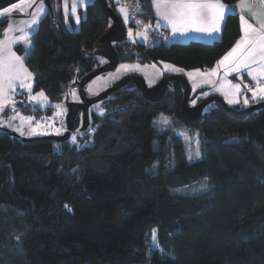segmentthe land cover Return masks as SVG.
I'll return each mask as SVG.
<instances>
[{
  "label": "trees",
  "instance_id": "16d2710c",
  "mask_svg": "<svg viewBox=\"0 0 264 264\" xmlns=\"http://www.w3.org/2000/svg\"><path fill=\"white\" fill-rule=\"evenodd\" d=\"M137 1L144 25L152 26L151 0ZM107 2L115 12L113 0ZM63 8L62 0V22L40 18L24 60L32 90L53 103L99 66L101 58L83 53L93 51L110 25L96 0L77 8L84 12L77 25L71 15L65 22ZM6 25L1 18L0 37ZM239 35V17L229 15L210 43L166 44L165 35L133 43L124 36L113 47L119 63L206 70ZM15 51L24 57L21 45ZM173 84L157 102L131 82L110 93L99 101L103 115L89 113L95 128L84 134L85 144L23 141L0 129V264H264V108L237 119L209 103L206 117L187 126L200 140L199 156L190 158L174 129L153 123L160 112L182 122V91ZM201 92L190 101L205 98ZM79 125L78 116L74 130ZM198 181L201 190L179 191Z\"/></svg>",
  "mask_w": 264,
  "mask_h": 264
},
{
  "label": "snow or ice",
  "instance_id": "6c2138e0",
  "mask_svg": "<svg viewBox=\"0 0 264 264\" xmlns=\"http://www.w3.org/2000/svg\"><path fill=\"white\" fill-rule=\"evenodd\" d=\"M119 3V0H117ZM87 7V0H72L71 14L74 16L77 24L80 22V17L77 15V8ZM153 6L156 9V14L159 17L156 27L161 26L171 29L172 35L187 36L190 33L205 34L208 36L216 35L220 32V26L225 21L226 17L229 15H237V7L240 9V22L242 35L240 39L236 42L235 46L229 51L218 64L225 66V75L229 73L236 72L240 73L242 70H246L247 75L252 81L255 82V88L248 87L247 91L252 93V99H264V0H262L261 7L259 9L255 8L253 4L249 3L248 0H240L238 6L226 5L222 0H153ZM19 5H13V8H18ZM11 9H3L0 11V17L10 12ZM119 11L123 15L125 23L130 19L128 10L126 7L121 6ZM141 12V9H137ZM45 12L43 6V0H40V6L36 11L33 12L30 22H26L28 28L38 27L39 17ZM68 11V0H64V15L65 22L67 21ZM163 21L161 25L160 21ZM253 20L258 27H255L253 23L249 21ZM137 24H141V21H136ZM151 25L145 26V31L135 33L136 36L142 37L144 40L148 39L147 28ZM19 31L22 33L20 36H9L10 32ZM5 38L0 40V112L6 106L11 105V110L15 115L11 116L9 120L16 119L19 113L16 112L15 104L16 101L12 99V96L16 94L17 83L20 89L31 90V79L32 73L27 70L24 65V60L30 54L31 44L29 42V33L25 32L24 29L9 27L5 30ZM128 36L131 39L133 36V31L131 28L128 29ZM17 43H23L25 45V55L20 57L12 50V45ZM103 62V61H102ZM139 65H121L120 69L117 70V74H114L111 79H117L120 70L128 72L134 69H138ZM180 71L179 69H175ZM195 74H199L204 77H209V75H216V70H213L211 74L200 73V70H195V73L189 72L187 75L190 78H194ZM203 83L213 84L214 82L210 78L204 79ZM224 84H228V90H225ZM196 85L194 84V87ZM216 91L222 92L226 98H228L229 104L238 103L237 95L241 91L240 84H231L230 81H224ZM75 96V92L72 93ZM203 95H208V93H203ZM38 97H44L41 92L36 95H30V101H36ZM193 104L196 103L195 100L192 101ZM243 103L248 105L249 99L244 98ZM59 109L61 106L56 105ZM99 107V106H97ZM62 114L61 112L57 113ZM99 114L103 115L104 110L100 109ZM22 123L25 119L31 121V117L24 118L20 117ZM154 124L167 125L169 120L167 117L161 114L160 118L153 121ZM16 131L24 135V131L21 127H17ZM57 134L60 133V129H57ZM33 131L27 133L28 135L33 134ZM73 143L76 142V136L71 137ZM199 156V152L196 153ZM67 207V205H65ZM153 245L158 247L156 244V234L155 231L152 234Z\"/></svg>",
  "mask_w": 264,
  "mask_h": 264
},
{
  "label": "rangeland",
  "instance_id": "374dc122",
  "mask_svg": "<svg viewBox=\"0 0 264 264\" xmlns=\"http://www.w3.org/2000/svg\"><path fill=\"white\" fill-rule=\"evenodd\" d=\"M35 1L36 0H19L17 2L10 4V5H7L3 8H0V11H2L3 9H6V8L11 9L10 12H8L7 14H5L3 16L5 18H7V25H6L2 35L0 37V40H3L5 38V36H4L5 30L8 29L9 27H15V28H21L22 27L25 32L29 33V37H30V35L34 32V30H36L37 27L36 28H28L26 22H30L33 12L36 11L38 9V7L40 6V0H39L38 3L33 8V10H31L29 12V8L31 7V5ZM91 1L92 0H87V3L91 2ZM68 3L70 4V7H68V11H69L68 15H71L72 20L76 23L74 16L71 14L72 0H68ZM113 4H114V8H115L114 10L116 12V6L118 7L119 4L117 3V1L115 3L113 1ZM13 5H19V7L13 8ZM63 5H64V0H63ZM43 6H44V8H46L44 1H43ZM118 8H120V7H118ZM80 9L83 10L84 7H80ZM63 12H64V8H63ZM17 13L23 14L26 16L24 18H15V17L13 18L12 16L16 15ZM83 13L82 12L77 13V15H79V17L81 18L83 16ZM63 15H64V13H63ZM117 15H118V13H117ZM121 16H123V15H121ZM3 17H0V19ZM64 17H65V15H64ZM40 18H41V16L39 17V20H40ZM119 18L122 21V18L120 16H119ZM122 22H124V21H122ZM76 25H77V23H76ZM124 25H125V23H124ZM128 29H129V27L127 26L126 27V33H125V41H130V42L132 41L134 43L135 42L134 39H136V38H134V36L132 37V39L129 38ZM20 35H22V33L19 31H14V32L9 33V36H20ZM29 42L31 44L30 38H29ZM16 45H21L25 50V45L23 43H17V44L12 45V50L14 52H16L15 51ZM31 47H32V45H31ZM20 57H22V56H20ZM104 62H105V60H103V59L99 60V63H100L99 65L103 64ZM124 64L131 65V66L139 65V68L128 71V72H124L123 70H120L118 78L117 79H111V77L114 74H117V70L120 69V66L124 65ZM175 69H179L180 71H177ZM209 69H207V70H209ZM195 70H197V69L186 70V69L180 68L178 66H174V65H172L170 63H166V62H150V63H140L138 61L123 62V63H118V65L115 67V69L108 71V72H104V73L99 74L96 77H94L90 82H88L85 85L84 91L88 97L97 95L98 93L103 91L106 87L113 84L118 79H120L122 76H124L128 73L138 74V75L142 76L146 85L152 86V85L156 84V82L159 81L160 77H162L163 74L168 73V74L182 75L189 83V86L191 88L190 94H192V92H194L198 89H202V92L199 93L198 96L199 97H205V95H203V93H207V91L209 90V86L208 87L207 86L200 87V86H201V84H203L204 79H206L208 77H204V76H201L199 74H195L194 78H190L187 75V73H189V72L195 73ZM29 72H31V71H29ZM200 73H202V72L200 71ZM30 83L33 86V74H32V79H31ZM194 84L196 85L195 87H194ZM32 86H31V90L29 91L27 89H20L18 86V83H17L16 94L14 96H12V99L15 101H19L21 103V104H18V102H16V104H15L16 112L19 113V116L16 119L9 120V118L11 116L15 115V113L11 110V107H12L11 105L6 106L3 109V111L0 112V129L1 130L2 129H9V130L15 131L17 134H19L20 136H23V137L57 134V131H56L57 129H60L61 131L59 134H62L65 130L64 115L66 112V108H65L64 101H63L65 99V96L63 97V99L60 102H57V103L49 102L48 99L45 100L43 97H38L36 101H30L29 100L30 95H36V94L41 93V91L34 92L32 90ZM219 87H220V85H215L213 87V89H216ZM213 89H211V90H213ZM68 91H69L68 92L69 100L77 101L79 99L75 87H72ZM73 91L75 92V96L72 95ZM240 96L243 98L247 97L249 99H252V93L250 94V92L247 91L246 88L244 90L242 89L240 94L237 95V99L239 100L237 107H240ZM44 97H46V96L44 95ZM169 102L170 101H166L165 103L171 105L172 101L170 103ZM225 102L227 103V105H229V106L231 105L227 101H225ZM189 103L191 104L192 101H190ZM56 105H60L61 107L58 109L56 107ZM97 106H99V107H97ZM104 106L105 105L103 104V102H97V103L90 106L89 113H94L97 116H101L99 114V110L103 109L105 112ZM231 107H232V105H231ZM58 112H61L62 114L58 115L57 114ZM161 114H163V116L168 118L169 123L166 126L161 125V124H157V125L161 128H172V129H174V131L180 137H182L184 139L185 145L187 148L188 156L190 158L197 157L196 153L200 152V150H199L200 140L198 139L197 131L193 128H189V127L185 126L182 122L179 121V119L175 115H173L171 113L160 112L156 115L155 120L160 118ZM20 117H24V118L31 117L32 119H31V121H28L27 119H25L22 123ZM90 123H91V119L89 117V125L84 131H80L78 128H76V130H74L71 133V136L69 137L70 143H73L71 141V137L73 135L76 136V143L77 142H82L83 144L87 143L86 137L84 134L89 135V133H92V131L95 128V126L93 124H90ZM21 126H22L24 133H25L24 135H21L20 132L15 130L17 127H21ZM33 130H34L33 134H31V135L27 134ZM204 187H205L204 183L202 181H198L194 184H191V185H188V186H185V187L179 189V191L182 190L184 192L193 193V192L201 190Z\"/></svg>",
  "mask_w": 264,
  "mask_h": 264
},
{
  "label": "water",
  "instance_id": "95a60500",
  "mask_svg": "<svg viewBox=\"0 0 264 264\" xmlns=\"http://www.w3.org/2000/svg\"><path fill=\"white\" fill-rule=\"evenodd\" d=\"M19 0H0V8L10 5ZM60 1V0H59ZM47 5L51 18L53 17L51 5L49 0H44ZM102 14L110 20V25L107 30L97 39L94 45V49L90 53L84 52V56L94 55L101 57L105 62L91 72L85 74L79 79L74 81L76 91L79 97V101L69 100V96L66 95L64 104L66 112L64 115L65 130L62 134H48L41 136H29L21 137L23 141L29 140H53L56 142H63L69 139L70 134L75 129V121L79 116L80 125L78 129L84 131L89 125V108L91 105L105 99L110 93L120 89L125 84L131 82L137 89L143 94L146 100L157 102L160 101L166 94L169 85L172 82H176L180 85L182 91V98L180 102L179 115L182 122L189 127L197 126L202 119L206 117V113H203L204 108L211 102L219 104L230 116L243 119L245 117H251L257 109L264 108V101L256 102L243 109H236L227 105V103L217 95H208L196 104L191 105L189 102L192 99L190 96L191 88L188 81L179 74H166L163 75L156 84L152 86L146 85L142 76L138 74L128 73L122 76L113 84L106 87L103 91L97 95L88 97L85 94L84 87L94 77L104 72L115 69L118 65V54L113 47L114 43H119L125 36V27L121 22L119 16L110 8L107 0H96ZM20 16V15H14ZM8 132L10 135L19 136L15 131L9 129H2Z\"/></svg>",
  "mask_w": 264,
  "mask_h": 264
},
{
  "label": "crops",
  "instance_id": "0c3cea01",
  "mask_svg": "<svg viewBox=\"0 0 264 264\" xmlns=\"http://www.w3.org/2000/svg\"><path fill=\"white\" fill-rule=\"evenodd\" d=\"M248 2L253 4L254 7L257 8V9H259L261 7V4H262V0H248ZM239 3H240V0L236 1L233 4H226V5L238 6ZM151 7H152L153 16H154V21H153V24L151 26L152 31H150V33H154V35H152L151 37L148 36L147 40H144L142 37L136 38L137 40L134 39L135 42L152 44L154 41H158L159 40L158 39L159 36L162 37L161 36L162 33H165V36L162 39V41L164 43H166V44L167 43H171V42H188L190 40L200 41V42H204V43H210V42L218 40L220 38V36H221L222 27H223V23L224 22L220 26V32L218 34H216V35H213V36H208V35H205V34H199V33H195V32L190 33L187 36H181V35L173 36L170 28L163 27V26H161L159 28L156 27V24H157V21L159 20V17L157 16L156 9L153 6V0H151ZM237 15H238V17L240 16V9L238 7H237ZM122 21H125V20L122 19ZM249 22L253 23L255 27H258V25H256L253 20H250ZM160 23H161V25H163L164 22L161 20ZM123 24H124V22H123ZM239 29H240V35L236 39V41L234 42L232 47L221 58H219L217 60V62L209 70H207V69L206 70H200L202 73H208V74H211L213 70H216V75H214V76L209 75V77H208L214 83L213 84H205V83H203V84H201L200 87H204V86L208 87L209 86V90L207 91L208 95L220 96L227 102H228V99L225 97V95L222 92H219V91H216L215 89H213V87L215 85H220L221 86V84H223L224 81H230L231 84H233V85L234 84H240L241 91H242V89L243 90L245 89V85H248V87L253 86L255 88V82L250 79V77L247 75L246 70H242L240 73L232 72V73H229L228 75H225V66L218 64V61H220L229 51H231V49L235 46L236 42L240 39V37L242 35L240 18H239ZM224 88H225V90H228L229 85L228 84H224ZM211 89H213V90H211ZM250 94H251V92H250ZM228 98H232V97L229 96ZM259 100H264V99H257V100L249 99L248 105H245L243 103L244 98L240 96V107H237L238 103H234V104H231V105L234 108L243 109V108L248 107L252 103H256Z\"/></svg>",
  "mask_w": 264,
  "mask_h": 264
},
{
  "label": "built area",
  "instance_id": "2783aa9c",
  "mask_svg": "<svg viewBox=\"0 0 264 264\" xmlns=\"http://www.w3.org/2000/svg\"><path fill=\"white\" fill-rule=\"evenodd\" d=\"M113 1L115 3L117 0L116 1L113 0ZM118 4H119L118 7L124 6L128 10L130 19L127 23H125L124 21L125 25L132 29L134 38H140L136 36L135 33L145 31V25H144V22L142 21V18L139 16V12L137 11L138 8L140 9V5L138 1L137 0H119ZM118 7L116 6V12L118 13V16H120L124 20L123 16H121L122 14L120 13ZM136 21H141V24H137ZM147 31H149V28H147ZM162 35L164 36L165 33H162ZM251 87L254 88L253 86Z\"/></svg>",
  "mask_w": 264,
  "mask_h": 264
},
{
  "label": "flooded vegetation",
  "instance_id": "af4514ba",
  "mask_svg": "<svg viewBox=\"0 0 264 264\" xmlns=\"http://www.w3.org/2000/svg\"><path fill=\"white\" fill-rule=\"evenodd\" d=\"M38 1L39 0H36L32 5H31V7L29 8V12L35 7V5L38 3ZM44 1V0H43ZM49 2H50V5H51V10H52V14H53V17L51 18V16H50V11H49V9H48V7H47V5L45 4V12H44V14L41 16V18L42 17H44V16H46L47 14L49 15V17L52 19V22L54 23V15L58 18V20L60 21V22H62V16H61V14H62V0H49ZM16 15H20V16H12L13 18L15 17V18H24L26 15H23V14H16ZM37 29V28H36ZM36 30H34V32H35ZM34 32L30 35V37L34 34ZM29 37V38H30ZM99 58H101V57H99ZM101 59H103V58H101ZM104 60V59H103ZM161 78V77H160ZM174 83V82H173ZM173 83H171L170 85H169V87H168V89L167 90H170V89H172L173 87H174V84ZM77 101H79V99L77 100ZM192 104V103H191Z\"/></svg>",
  "mask_w": 264,
  "mask_h": 264
},
{
  "label": "clouds",
  "instance_id": "9594fccd",
  "mask_svg": "<svg viewBox=\"0 0 264 264\" xmlns=\"http://www.w3.org/2000/svg\"><path fill=\"white\" fill-rule=\"evenodd\" d=\"M116 13V12H115ZM117 14V13H116ZM121 20V19H120ZM122 22V21H121ZM123 23V22H122ZM124 25V24H123Z\"/></svg>",
  "mask_w": 264,
  "mask_h": 264
}]
</instances>
